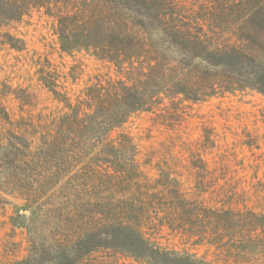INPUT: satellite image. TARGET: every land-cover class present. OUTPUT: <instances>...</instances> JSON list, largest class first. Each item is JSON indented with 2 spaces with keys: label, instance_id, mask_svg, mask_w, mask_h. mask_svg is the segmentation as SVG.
I'll return each instance as SVG.
<instances>
[{
  "label": "trees",
  "instance_id": "1",
  "mask_svg": "<svg viewBox=\"0 0 264 264\" xmlns=\"http://www.w3.org/2000/svg\"><path fill=\"white\" fill-rule=\"evenodd\" d=\"M24 2L20 17L54 4ZM58 19L63 51L92 49L122 76L74 100L42 73L59 112L32 113L31 94L9 90L21 101L18 113L0 106V206L21 219L26 253L11 239L0 264H264V182L250 193L218 161L213 168L212 132L189 148L188 188L171 161L149 176L122 129L137 112L165 110V98L177 105L241 90L239 70L264 68V0H73ZM173 108L175 125L182 114Z\"/></svg>",
  "mask_w": 264,
  "mask_h": 264
},
{
  "label": "rangeland",
  "instance_id": "2",
  "mask_svg": "<svg viewBox=\"0 0 264 264\" xmlns=\"http://www.w3.org/2000/svg\"><path fill=\"white\" fill-rule=\"evenodd\" d=\"M51 1L54 4L32 7L20 17L18 10L25 4L24 0H0V106L2 104L13 112L18 113L26 93L31 94L32 106L26 107L32 113L63 111V104L54 99L41 81L42 73L56 76L74 100L82 95L85 87L122 76L113 62L98 58L92 49L62 50L57 31L58 14L73 0ZM10 42L23 48H13ZM258 67L249 65L243 71L239 70L237 77L243 84L241 90L177 105L165 98V110L133 114L122 129L138 146L141 168L153 177L157 162L171 161L182 174L185 186L192 187L189 148L204 138L205 133L212 132L217 147L212 153H209L211 149L205 153L211 166L214 168V161H218L220 168L217 170L228 172L232 183L246 187L250 193L261 189L264 182V68ZM9 90L20 95L21 100L16 94L8 93ZM173 106H180L182 114V120L175 125L170 121L178 118L172 115ZM1 130L4 128L0 123ZM219 182L224 184L225 181ZM10 213V208L0 206V252L9 254L6 248H13L9 241L15 239L23 243L16 253L22 257L26 253L24 229L17 223L20 218H15L12 223ZM163 235L170 237L171 243L183 246L181 240L169 235L168 231L164 230ZM194 250L203 254L205 247Z\"/></svg>",
  "mask_w": 264,
  "mask_h": 264
}]
</instances>
